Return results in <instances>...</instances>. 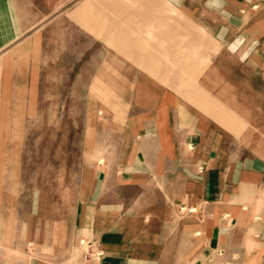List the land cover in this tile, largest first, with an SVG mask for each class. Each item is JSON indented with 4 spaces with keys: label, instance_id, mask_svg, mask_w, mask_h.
<instances>
[{
    "label": "crops",
    "instance_id": "1",
    "mask_svg": "<svg viewBox=\"0 0 264 264\" xmlns=\"http://www.w3.org/2000/svg\"><path fill=\"white\" fill-rule=\"evenodd\" d=\"M94 49L117 117L44 213L29 83ZM81 241L103 257L72 262ZM29 246L30 264H264V0H0V251Z\"/></svg>",
    "mask_w": 264,
    "mask_h": 264
},
{
    "label": "rangeland",
    "instance_id": "2",
    "mask_svg": "<svg viewBox=\"0 0 264 264\" xmlns=\"http://www.w3.org/2000/svg\"><path fill=\"white\" fill-rule=\"evenodd\" d=\"M46 38L50 35H45L44 42L48 43ZM92 59L91 66L83 65L78 56L76 65H67V59L66 64L45 65L44 80L29 83L31 89L37 84L39 93L43 90V98H29L28 186L29 193L35 190L37 182L41 187L44 213L52 199L58 200L61 208L67 203V185L72 181L68 177L71 172L78 174L85 164L83 155L98 147L94 139L101 125L117 117L116 99L111 92L116 83L102 79L114 80L115 67L98 64V49L92 50ZM89 73L91 82L87 80ZM75 181L77 185V177ZM32 211L35 213L36 209ZM5 251L12 257L5 258L4 251H0V264H20L11 249ZM28 254L30 264L33 261L30 246ZM78 257L83 263V255L76 249L68 258L73 262Z\"/></svg>",
    "mask_w": 264,
    "mask_h": 264
},
{
    "label": "built area",
    "instance_id": "3",
    "mask_svg": "<svg viewBox=\"0 0 264 264\" xmlns=\"http://www.w3.org/2000/svg\"><path fill=\"white\" fill-rule=\"evenodd\" d=\"M80 246L83 248V260L88 261L91 258L99 259L103 257L104 251L97 246L95 242L81 241Z\"/></svg>",
    "mask_w": 264,
    "mask_h": 264
}]
</instances>
